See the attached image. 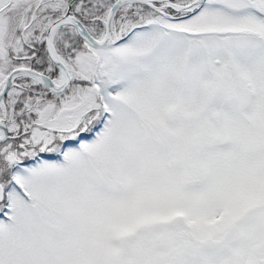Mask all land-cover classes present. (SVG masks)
I'll use <instances>...</instances> for the list:
<instances>
[{"label":"snow or ice","instance_id":"6c2138e0","mask_svg":"<svg viewBox=\"0 0 264 264\" xmlns=\"http://www.w3.org/2000/svg\"><path fill=\"white\" fill-rule=\"evenodd\" d=\"M0 264H264V0H0Z\"/></svg>","mask_w":264,"mask_h":264}]
</instances>
